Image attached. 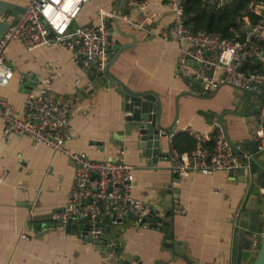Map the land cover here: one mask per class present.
I'll return each instance as SVG.
<instances>
[{"label": "crops", "instance_id": "obj_1", "mask_svg": "<svg viewBox=\"0 0 264 264\" xmlns=\"http://www.w3.org/2000/svg\"><path fill=\"white\" fill-rule=\"evenodd\" d=\"M31 1L0 0V39ZM112 13L119 15V24ZM102 17L116 45H126L115 57L109 54L111 73L133 92L159 95L165 133L185 126L205 131L222 119L234 143L253 141L257 97L244 90L243 95L236 94L230 85L195 88L187 80L190 76L179 70L176 39L164 35L173 23L169 4L152 1L141 8L127 6V0H91L74 26L99 23ZM5 56L15 74L6 87H0V95L17 113L23 109L29 92L24 85L31 78L57 97L75 95L89 81V67L75 63L58 46L28 50L24 43L13 41ZM107 85L77 102L62 101L70 107L74 128L68 147L95 160L116 159L134 165L135 195L150 206L162 191L178 189L174 200L182 211L173 215L172 239H167L179 245H165L169 232L139 225L129 217L115 224L110 241L123 248L130 264H236L239 222L249 216L245 206L253 178L228 171L209 175L189 171L179 176L168 167L166 137L154 161L148 148L141 146L139 123L127 113L125 91L114 82ZM242 148L249 149L247 145ZM74 174L73 159L9 131L0 118V178L4 179H0V264H108V249L91 243L83 229L46 226L50 216L63 208ZM106 225L113 224L106 221ZM251 254L244 251L242 264H251ZM117 258L118 264H126Z\"/></svg>", "mask_w": 264, "mask_h": 264}, {"label": "built area", "instance_id": "obj_2", "mask_svg": "<svg viewBox=\"0 0 264 264\" xmlns=\"http://www.w3.org/2000/svg\"><path fill=\"white\" fill-rule=\"evenodd\" d=\"M91 0H32L10 24L0 39V87L14 77L5 51L13 41L24 43L28 50L58 46L67 50L75 63L103 70L117 39L105 17L101 22L74 26L83 7ZM166 3L172 8L173 23L164 35L177 41L179 70L197 79L205 89L222 85L246 90L258 99L257 129L253 141L257 153L264 152V7L262 0H202L215 10L237 1H249L257 16H244L231 37L220 31L196 30L186 22V0H127L129 7L145 8L150 2ZM261 5V6H260ZM119 18L112 13V19ZM131 115V111L127 112ZM0 118L9 131L26 135L75 161V174L63 208L50 216L51 222L66 227L80 217L91 225L89 239L100 245L106 221L117 223L129 215L142 223L150 204L135 195L136 167L122 160H95L85 152L73 150L67 143L73 135L71 110L52 98L41 81L27 93L21 112L0 95ZM169 143L168 167L179 176L189 171L209 175L219 171L244 169L252 180V156L235 148L225 127L215 121L205 131L193 126L165 133ZM239 149L241 151L239 152ZM4 181L3 177L0 178ZM264 192V187L261 188ZM240 213L235 214V219ZM108 264H118L115 250L105 255Z\"/></svg>", "mask_w": 264, "mask_h": 264}, {"label": "water", "instance_id": "obj_3", "mask_svg": "<svg viewBox=\"0 0 264 264\" xmlns=\"http://www.w3.org/2000/svg\"><path fill=\"white\" fill-rule=\"evenodd\" d=\"M124 1V0H123ZM119 24V18L115 19ZM126 45H116L111 53V57H115V55L120 52ZM110 65L108 64L103 70H98L95 66H89L86 70V74L88 75L89 81L86 85H83L81 89L75 95H65V96H56L50 95L59 101H67L71 99L73 102H77L78 99L86 98L92 95L96 90L100 87H109L111 82H114L121 86V89L125 91V99L126 104L125 107L127 110L132 112V118L138 124L137 132L141 138V146L144 148H148L149 154L153 157L154 161H156V157L158 155V150L162 146L163 138L166 137L165 129L162 124L163 117V108L162 101L158 94L153 92H133L131 91L118 77L113 75L110 71ZM187 80L195 85V88H199L200 84L197 79L193 77H187ZM37 80L31 78L27 81L24 87L30 92L32 88L37 84ZM246 91V90H244ZM250 93L249 91H246ZM205 96H208L209 91L204 93ZM252 94V93H251ZM221 124L224 126L222 119ZM233 145L236 149L238 147L242 148L246 145L248 146V152L253 153L252 161L256 162V153L258 151L257 145L255 141H249L242 144H237L233 142ZM241 149H239V152ZM237 174L246 175V171L244 169H240L235 171ZM248 181V179H247ZM176 192L178 189H174L170 187L169 189L162 191L159 194V199L155 205L150 206V211L148 216L143 220L139 225L142 226H150L162 231H167L169 234L166 237L165 245L173 247L174 244H180L181 242H171L167 241V239H172V226L171 223L173 221V215L175 213H180L181 206L176 204V200L174 197L176 196ZM264 199V192L261 191V188L258 184H253L251 193L246 202V210L249 213L248 218H241L239 222V231L237 234V244H236V264H242L243 253L244 251L252 252L256 241L260 235L261 237V245L257 250L256 258L252 261L251 264H264V225L263 231L259 232V224L262 218L260 210L258 209V201L259 199ZM175 203V204H174ZM136 221V217L133 215L127 216ZM126 218V217H125ZM125 218H118L117 222H122ZM79 222H71L66 228L68 230H75L77 227L84 230V235H89V230L91 225L87 222L86 217L78 218ZM47 227H56L62 226V224L58 223H48ZM116 225L107 226L104 229V233L100 236L99 242L103 247L107 249H113L117 253L119 260L123 263L130 264V260L123 256V248L121 246H116L110 241V234L115 229ZM92 241V239H90ZM111 242V243H110ZM109 243L111 244L109 246ZM177 252L180 253V250L176 247ZM138 264H143L139 262Z\"/></svg>", "mask_w": 264, "mask_h": 264}, {"label": "trees", "instance_id": "obj_4", "mask_svg": "<svg viewBox=\"0 0 264 264\" xmlns=\"http://www.w3.org/2000/svg\"><path fill=\"white\" fill-rule=\"evenodd\" d=\"M244 16H257L249 1H237L215 10L202 0H186V22L196 30L220 31L225 37H231L233 30L238 29V21Z\"/></svg>", "mask_w": 264, "mask_h": 264}, {"label": "rangeland", "instance_id": "obj_5", "mask_svg": "<svg viewBox=\"0 0 264 264\" xmlns=\"http://www.w3.org/2000/svg\"><path fill=\"white\" fill-rule=\"evenodd\" d=\"M263 1V5H264V0ZM261 6V5H260ZM259 9L262 10V12L264 13V7H259ZM237 89V88H236ZM236 94H242L243 95V90L237 89L236 90ZM256 162L253 161L252 163V168H251V172L253 174V180L254 183L259 184L261 187H264V152H258L256 153ZM258 209L261 211V221L259 224V232L262 229L263 230V225H264V200H260L258 201ZM261 245V237L259 235L258 240L256 241L254 248L252 250L251 257V263L252 261L256 258L257 255V250L260 248Z\"/></svg>", "mask_w": 264, "mask_h": 264}, {"label": "clouds", "instance_id": "obj_6", "mask_svg": "<svg viewBox=\"0 0 264 264\" xmlns=\"http://www.w3.org/2000/svg\"><path fill=\"white\" fill-rule=\"evenodd\" d=\"M262 188V187H261Z\"/></svg>", "mask_w": 264, "mask_h": 264}]
</instances>
